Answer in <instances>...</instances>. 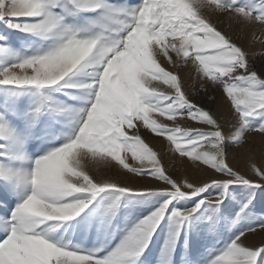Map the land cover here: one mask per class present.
<instances>
[{
	"label": "snow or ice",
	"instance_id": "6c2138e0",
	"mask_svg": "<svg viewBox=\"0 0 264 264\" xmlns=\"http://www.w3.org/2000/svg\"><path fill=\"white\" fill-rule=\"evenodd\" d=\"M0 22L49 41L0 67V264H138L162 221L171 250L232 185L264 189V53L247 39L264 0H0ZM121 197L153 210L114 248L83 247ZM244 208L206 264H264Z\"/></svg>",
	"mask_w": 264,
	"mask_h": 264
},
{
	"label": "rangeland",
	"instance_id": "374dc122",
	"mask_svg": "<svg viewBox=\"0 0 264 264\" xmlns=\"http://www.w3.org/2000/svg\"><path fill=\"white\" fill-rule=\"evenodd\" d=\"M112 2L116 4L127 3L132 5L139 4L140 0H112ZM83 15L94 16L95 13H84ZM69 20L70 22H79L78 20L74 21L72 17H69ZM223 26L226 29L229 27L226 21ZM257 27L258 26L251 29V32H248L247 39L250 49L255 54L260 55L264 53V46L260 43V40L264 39V29H261V34H258L260 27H258V29ZM253 33L255 34V39L253 38ZM6 34L7 37H5ZM0 35L4 36L5 40L8 39L13 42H19L17 45H10L9 49L11 50V54L31 55L39 47L47 46L49 43V41H40L36 37L30 36L25 32H19L9 28L3 22H0ZM27 40H29L30 44L26 47L23 42ZM1 42L4 43V40H0V44ZM8 59L7 56L3 55L2 58H0V64H5V61H8ZM259 64L260 61L258 60V67ZM3 93L4 86H0V98H2ZM215 95L219 98V93H215ZM196 99L198 102L204 103L206 107L215 108L214 104L204 100L203 93ZM145 135L151 139L150 134L145 133ZM160 142L163 143V138H160ZM159 147L160 144H157V148ZM164 148L165 151H167L166 144H164ZM29 149L30 151H35L32 145H29ZM254 152L259 160L261 156V148L259 145L254 148ZM164 162L168 163L167 156ZM238 166H244V161L242 159L238 161ZM2 186L3 181H0V187ZM213 195H215V193H213ZM147 199L154 201L155 197H148ZM11 200L12 207L14 208L16 206V197H11ZM140 200L141 198L130 200L127 197H121L115 216L111 220V226L108 229L94 228L89 231L87 235L82 238V246L85 248H114L118 245L127 235L128 231L140 219L147 216L153 210L152 207H149L148 203L140 202ZM245 204H247V208H244ZM177 206L182 207L183 201H180ZM188 206L191 207L192 205ZM0 207H3V205L0 204ZM212 207L215 208L214 205ZM242 208H244L246 212L250 210V214L257 219L264 220V189H255L253 191L243 185H232L228 190V195L223 204H221L215 212L207 210L205 218L201 220L194 219L192 225L180 233L179 238L175 241L171 250L167 249L165 244L169 239V233L172 231V228L167 220L162 221L153 234L147 248L144 249L143 255L140 256L138 264H206V260L210 258L213 249L222 248L224 244L229 241L231 234L239 228L241 224L247 222L245 219H241L237 223H233L237 213H240ZM10 211L11 209H9V212ZM205 211L206 209L202 207L201 212ZM3 214V211H0V215ZM197 215H199V213H197ZM208 215L214 217L215 223L207 218ZM71 239L74 243H81V238L72 236Z\"/></svg>",
	"mask_w": 264,
	"mask_h": 264
},
{
	"label": "bare ground",
	"instance_id": "6f19581e",
	"mask_svg": "<svg viewBox=\"0 0 264 264\" xmlns=\"http://www.w3.org/2000/svg\"><path fill=\"white\" fill-rule=\"evenodd\" d=\"M259 27V26H258ZM258 27H257V29H258ZM256 28V27H255ZM264 31V30H263ZM251 32V31H250ZM261 28L259 29V32H258V34H261ZM264 33V32H263ZM28 34V33H27ZM5 37H7V34L5 35ZM27 37V36H26ZM19 42H13V41H11V40H8V39H6V40H4V43L3 42H1V44H3V45H6V47L9 49V47H10V45L11 44H13V45H17ZM23 44H24V46H29V40H27L26 42H23ZM3 55H5V56H7V58H9L8 59V61H5V64H7V62L8 63H11V61H15L16 60V56H14V55H12L10 52H0V58H2V56ZM23 55V54H22ZM25 55V54H24ZM14 57V58H13ZM16 57V58H15ZM5 64H3V65H5ZM3 65H1L0 64V67H2Z\"/></svg>",
	"mask_w": 264,
	"mask_h": 264
}]
</instances>
